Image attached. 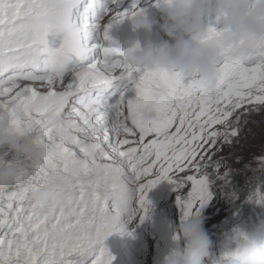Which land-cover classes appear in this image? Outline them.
<instances>
[{
	"label": "snow or ice",
	"instance_id": "6c2138e0",
	"mask_svg": "<svg viewBox=\"0 0 264 264\" xmlns=\"http://www.w3.org/2000/svg\"><path fill=\"white\" fill-rule=\"evenodd\" d=\"M161 2L0 0V124L28 134L43 157L42 164L20 161L15 189L0 197V229L7 228L13 237L0 239V264H113L104 241L116 233L131 235L128 224L137 218L143 223L150 212L147 194L162 181L176 192L191 184L186 196L177 195L181 220L201 217L213 200L214 181L207 173L199 175L209 165L200 161L218 141L231 143L238 136L240 116L236 127L230 123L238 110L264 105V40L243 38L240 47L250 54L241 55L233 41L221 38L218 18L209 17L198 35L201 44L219 53L217 85L209 95L199 79L132 65V49L112 39L114 28L158 9ZM106 15L110 19L102 27ZM100 33L105 45L97 41L90 46ZM101 47L104 59L95 60L91 53ZM116 69H121L118 76L112 75ZM69 73L70 82L57 91ZM25 81L39 82L47 91ZM87 99L96 107L89 109ZM146 112L155 118L146 120ZM137 135L138 140L128 139ZM130 144L137 146L125 150ZM114 156L130 174L111 163ZM189 167L197 175L174 178ZM219 168L217 161V178L226 179L228 172L220 176ZM56 180H70V207L41 214L27 204L31 193ZM130 199L137 207L122 223ZM225 236L213 264H235L244 233L233 229Z\"/></svg>",
	"mask_w": 264,
	"mask_h": 264
},
{
	"label": "clouds",
	"instance_id": "9594fccd",
	"mask_svg": "<svg viewBox=\"0 0 264 264\" xmlns=\"http://www.w3.org/2000/svg\"><path fill=\"white\" fill-rule=\"evenodd\" d=\"M155 16L163 21L160 31L167 40L150 39L157 23ZM155 16L138 14L127 21L133 33L142 32L146 36L142 43L133 40L122 46L132 49L128 62L149 72H177L186 79H199L209 95H214L217 85L219 53L198 39L208 18H218L221 38L233 41L234 50L241 55L250 54L247 47H240L243 38L264 40V0H162ZM85 103L89 109L96 107L92 99ZM144 118L152 119L150 112ZM9 154L11 160L7 159ZM42 158L40 148L28 134L0 124V192L15 183L20 161L38 162ZM70 185V180H56L31 193V200L37 207H66L70 204ZM243 233L244 238L235 249L238 254L235 264H264V243L259 242L258 234ZM180 240L182 249L178 246ZM173 241L177 246L169 250L161 264H205L210 256L212 241L202 217L181 220L173 232Z\"/></svg>",
	"mask_w": 264,
	"mask_h": 264
},
{
	"label": "rangeland",
	"instance_id": "374dc122",
	"mask_svg": "<svg viewBox=\"0 0 264 264\" xmlns=\"http://www.w3.org/2000/svg\"><path fill=\"white\" fill-rule=\"evenodd\" d=\"M70 80L71 73L65 76L63 85H57L56 90L63 91L64 87H66ZM24 83L31 84L42 93L47 91V88L42 87L38 82L32 83L25 81ZM241 113H244V115H241ZM151 116L152 119H154L155 113L153 112ZM237 116H240L238 136L232 138L231 143H222V141H218L217 146L210 149L208 155H205L203 161H200L202 164H208L209 166L201 167L199 175L202 176L207 173L210 180L214 181L211 190L216 191L213 200L203 210L201 217L204 220V225L208 227L205 228L207 234L215 236L217 242L218 239H220V242L226 239V233L225 230H223L225 228L229 232L233 229H240L245 233L256 232L258 234L259 242L264 243V211H261V213L256 212V215H247L245 218L242 217L240 219H235L232 212L234 205L232 204V199L230 197V191L233 185V174L239 172L240 174H245V177H247L255 173L257 170L264 168V105H247L246 108L238 110L230 119V123H232L233 127H236L234 122L236 121ZM128 126L131 127V124L128 123ZM216 127L218 130H223L222 126L218 125ZM172 131H174V127ZM128 138L130 140L135 139L134 137ZM152 138L153 137H147L146 141ZM115 139L112 140L113 143H115ZM132 146L137 145H126L125 150L127 147ZM205 148H207V146H205ZM74 150L79 154L78 149ZM106 151H108L110 155H113L107 147ZM209 156L211 157L210 160ZM7 159H12L10 154L7 156ZM227 159H229L230 162H227ZM197 160L199 161V157H197ZM217 161L220 163L219 175L223 176L225 172H228L226 179L217 178V172L215 171V164ZM28 162L42 164L43 159L38 162ZM102 162L109 163V161ZM111 163L123 165L125 171L130 174V169L120 157L114 156ZM29 171H34V169L30 168ZM173 175L174 178L185 179L187 176L197 175V173L189 167L185 172L174 173ZM14 189L15 188L11 189V191ZM173 189V185L169 184L167 181H162L147 194V198L150 201V212L143 222L147 224L145 227L147 233L151 234V243L144 255L143 264H161L163 257L169 252V250L177 246L173 241L174 229L172 227L173 223L178 227L181 222V213L176 203L177 195L186 196L187 192L191 189V184L190 182H186L179 192H176ZM3 192H0V197L5 195ZM88 192H91L90 188H88ZM245 203L248 204L249 201L245 200ZM28 205L33 206L34 204L32 202ZM70 206L71 205L69 204L66 208ZM172 209L174 210L173 222L168 221L167 223V220H169V213ZM258 209L259 208H257L256 211H258ZM51 210L52 208L49 207H47V209H44V207L36 208V211L41 214L44 211ZM13 215V213H9V219H11ZM140 224L141 223L137 218L132 221L131 226L138 227ZM209 228L210 230L208 231ZM119 235L121 234L116 233L104 241V247H106L109 252L110 250L112 251L110 254L115 252L119 253L117 245V238ZM5 238L13 239L7 228L0 229V239ZM16 239H19V237H16ZM178 246L181 249L183 248L182 240L178 242ZM220 252H222V249L216 248L214 252L210 253L205 264H213L212 257H218L221 254ZM97 256H99V252H97Z\"/></svg>",
	"mask_w": 264,
	"mask_h": 264
},
{
	"label": "trees",
	"instance_id": "16d2710c",
	"mask_svg": "<svg viewBox=\"0 0 264 264\" xmlns=\"http://www.w3.org/2000/svg\"><path fill=\"white\" fill-rule=\"evenodd\" d=\"M226 161L230 162L229 159H227ZM232 182L233 185L230 191V197L232 199V204L234 205L233 206L234 208H232V212H233V217L235 219H240L242 217L245 218L247 215L249 216L256 215L255 214L256 212L261 213V211H264V202H260V203L257 202L258 200L264 198V168L257 170L255 173L247 177H245V174H240L239 172H236L232 176ZM13 188H15V183L11 185L3 193L6 194L10 192L11 189ZM213 193L216 194V191L214 190ZM245 200L249 201V203L248 204L245 203ZM27 202L28 204L32 203L31 194L29 195V200ZM257 208H259L258 211H256ZM44 209H47V207H44ZM173 215H174V210L172 209L169 213V218H168L169 220H167V223L168 221L173 222L174 219ZM172 227L175 230L177 228V225L173 223ZM204 227L208 228L205 225ZM209 230L210 228L208 229V231ZM223 230H225V233L229 232L225 228ZM208 236L212 241V248L210 250V253L214 252L216 248L222 249L220 239H218L217 242V238L215 236L213 235H208Z\"/></svg>",
	"mask_w": 264,
	"mask_h": 264
},
{
	"label": "bare ground",
	"instance_id": "6f19581e",
	"mask_svg": "<svg viewBox=\"0 0 264 264\" xmlns=\"http://www.w3.org/2000/svg\"><path fill=\"white\" fill-rule=\"evenodd\" d=\"M8 27H11L12 25H11V23H9L8 25H7ZM101 67H102V65H101ZM80 69H82V67H80L78 70H80ZM120 72L121 71H119V70H115L113 73H112V75H114V76H118L119 74H120ZM39 83V82H38ZM69 83V82H68ZM153 112H150V114H152ZM125 115H127V112H126V109H125ZM127 123H130L131 124V121L129 120V121H127ZM132 126V125H131ZM122 136L120 137V138H124V135L123 134H121ZM135 139L134 140H138V135L137 136H133ZM132 137V138H133ZM112 140H114L115 139V134L113 133L112 134ZM129 139V138H128ZM132 264H136L135 262H133Z\"/></svg>",
	"mask_w": 264,
	"mask_h": 264
}]
</instances>
